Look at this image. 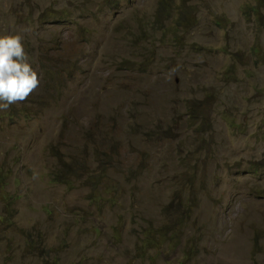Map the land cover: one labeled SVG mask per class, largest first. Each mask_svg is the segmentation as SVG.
I'll return each mask as SVG.
<instances>
[{
  "label": "rangeland",
  "instance_id": "1",
  "mask_svg": "<svg viewBox=\"0 0 264 264\" xmlns=\"http://www.w3.org/2000/svg\"><path fill=\"white\" fill-rule=\"evenodd\" d=\"M3 35L40 84L0 110V264H264V0H0Z\"/></svg>",
  "mask_w": 264,
  "mask_h": 264
},
{
  "label": "clouds",
  "instance_id": "2",
  "mask_svg": "<svg viewBox=\"0 0 264 264\" xmlns=\"http://www.w3.org/2000/svg\"><path fill=\"white\" fill-rule=\"evenodd\" d=\"M20 35L0 36V110L25 101L40 84Z\"/></svg>",
  "mask_w": 264,
  "mask_h": 264
},
{
  "label": "trees",
  "instance_id": "3",
  "mask_svg": "<svg viewBox=\"0 0 264 264\" xmlns=\"http://www.w3.org/2000/svg\"><path fill=\"white\" fill-rule=\"evenodd\" d=\"M251 8V7H250ZM245 15L248 16L247 11H245ZM259 50H254V54H256L258 56ZM27 99L24 101V103H27ZM188 180H190V177H188ZM180 209V208H178ZM175 222L178 223V225L182 224V219H176L174 220ZM154 232H157L160 236L164 237L166 236L168 233L164 230L163 227H159L158 229H152V231H149V233L147 234V236H150L152 234H154ZM153 246L154 248H157L158 246L156 244H154L153 242H151L148 237H146L143 242H142V246H143V250L144 252L148 251V246ZM158 250V249H156Z\"/></svg>",
  "mask_w": 264,
  "mask_h": 264
}]
</instances>
